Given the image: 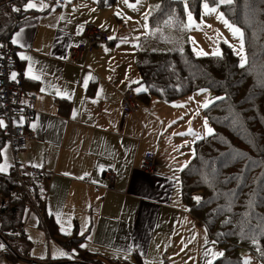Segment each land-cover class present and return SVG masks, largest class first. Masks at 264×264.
I'll list each match as a JSON object with an SVG mask.
<instances>
[{
	"label": "crops",
	"instance_id": "obj_1",
	"mask_svg": "<svg viewBox=\"0 0 264 264\" xmlns=\"http://www.w3.org/2000/svg\"><path fill=\"white\" fill-rule=\"evenodd\" d=\"M51 8L41 15L34 13L35 17L24 21L10 39L12 44L17 33L20 34L18 44L12 45L26 92L36 98L35 116L26 121L30 136H26L17 158H21L22 169H32L40 178H45L41 210L60 234L74 226L72 234L62 235L76 239L77 255L80 257L82 252L93 257L96 264H104L103 260L110 264H142L141 260L148 258L156 243L168 245L167 256L174 244L178 247L184 243H202L198 238L205 228L190 216L182 198V188H179L181 169L190 162L182 153L184 142L190 135L189 129L193 133L195 130L191 115L185 116L191 110L174 106L180 103L168 104L151 97V103L149 100L139 113L136 103L135 110L122 120L126 86L117 85L114 89L100 84L97 79L103 73L96 61L99 51L106 50L107 35L106 44L86 52L76 65L67 62L68 51L80 42L86 43L83 30L95 7L67 5L61 8L59 4L54 7L55 11ZM30 13L26 12L25 16ZM46 17H49L47 22L38 23ZM20 55L31 59L21 60ZM29 64L32 74L39 76L38 80L27 78ZM89 76L91 79L85 87L84 81ZM41 88L45 91L41 92ZM127 92L136 96L146 90L138 85ZM61 105L67 108L64 114ZM74 110L75 119L72 118ZM146 113L153 114V119L145 120L149 117ZM33 123L35 129L31 127ZM10 154L13 164L12 152ZM148 154L155 156V166L149 175L141 170ZM34 164L42 167H32ZM108 170L114 174L112 191L108 190L104 179ZM24 194L15 192L14 198L23 196L25 208L21 225L8 234L23 227L22 244H30L25 226L30 219H37L36 228L43 232L39 228L43 214L36 201L35 208L28 207ZM179 198L186 209L178 205ZM82 231L88 233L82 236ZM43 233L49 242H54ZM82 244L85 247H81ZM5 259L9 264L20 261H10L7 256ZM57 264L79 263L73 260Z\"/></svg>",
	"mask_w": 264,
	"mask_h": 264
},
{
	"label": "trees",
	"instance_id": "obj_2",
	"mask_svg": "<svg viewBox=\"0 0 264 264\" xmlns=\"http://www.w3.org/2000/svg\"><path fill=\"white\" fill-rule=\"evenodd\" d=\"M203 1L209 6L218 4L217 0ZM27 2L0 0V41L10 40L21 27ZM201 2L190 0L195 16ZM173 5L170 0H161V8L149 19L150 34L135 53L138 85L146 90L135 96L136 101L147 105L154 97L171 104L200 90L212 94L213 101L204 116L214 131L194 143V158L181 169L182 198L192 219L223 251L214 264H243L240 249L264 264V0H233L230 5H220L224 18L243 33L247 55L243 68L226 48L219 57L195 58L182 42L186 33L178 12L171 13ZM23 88L27 91L24 83ZM61 108L64 114L67 108ZM2 137L0 128V148L4 144ZM225 156L231 157L228 162ZM44 179L24 180V185L34 190L43 214L39 228L49 240L60 242L62 248L76 243L78 249V241L57 232L56 225L41 210ZM15 192L21 193L13 172L0 174V242L6 246L7 259L25 261L30 245L22 244L24 237L8 234L21 225L25 208L23 196L14 198ZM196 192L203 195L199 202L191 198ZM79 255L97 263L82 252Z\"/></svg>",
	"mask_w": 264,
	"mask_h": 264
},
{
	"label": "rangeland",
	"instance_id": "obj_3",
	"mask_svg": "<svg viewBox=\"0 0 264 264\" xmlns=\"http://www.w3.org/2000/svg\"><path fill=\"white\" fill-rule=\"evenodd\" d=\"M170 1L174 4V8L171 12L172 15H175L177 14L176 12H178L182 19V30L184 31V33H186V37L184 38V40H182V42L188 45L189 51L195 56V58L219 57L213 55V53L219 51L222 54V48H226L233 52V54L238 59V65L240 64V57L236 54V51L239 50L240 41L236 37H234L232 32L218 19L219 14L222 13L220 8L221 4H217V6H209L210 8L215 7L216 12L206 14L203 8V4L205 2L202 0L198 15L195 16L190 9V0ZM35 2L38 3V0H35ZM45 3L48 5L49 0H45ZM130 3L135 4L136 0H130ZM67 5H81L86 8L95 7V10L91 11L87 23H89L90 25H94L98 31L103 33L105 36L107 35L108 37V43L105 47L107 51H103V49L100 50L98 59L96 61L97 66L103 73L102 75L97 76V79L100 80L99 83L106 84L107 86L109 85L114 89L117 87V85H119V87L126 86V92L134 88L137 83L133 82L139 81V76L135 67V48L138 42L148 38L150 34V16L156 10L161 8V0H140V3L136 4L135 9L129 8L127 5L123 4L122 0H71V3H68L67 0H62V2L60 3L61 8ZM49 8L51 7L48 6L43 10H25L26 12H31V15L25 16L22 21L27 22L28 20L33 19L35 17L34 13L41 15L45 12H48L47 10ZM117 12H119L121 14V17H123L124 19L118 18L116 16ZM189 12L193 17V22L195 25L191 28L184 27V25L188 24L187 17ZM146 13L148 15L145 19ZM49 17L41 20L39 19L38 23L43 24L47 22L49 20ZM127 17H131V20H127V22H125ZM166 23H168V21ZM101 25H103L104 27L102 28ZM145 25H147V27H145ZM209 25L211 27H208ZM109 37H115V39H109ZM225 41H227V43ZM229 45H232L234 47H230ZM100 48L101 47H98V49ZM95 49H97V47H95ZM244 55L247 58L245 47ZM197 93L194 92L191 95L180 98L178 99V101L174 102L175 104L180 103L179 105H184V107H181V109H184L185 111L187 110V108L191 110V113L185 114V116L191 115V125H195V130L194 133L191 132L192 134H190L184 142V145L186 146H184L182 150V153H184V156L186 157L184 159H190V162L194 158V139L197 138L200 141L209 136L207 130L204 127V121L206 120V116H204V110L206 108L202 107V105L204 103H208L209 105L213 101V96L208 90H206L205 92L198 91ZM151 100L149 104L151 103ZM137 103V112L139 113V109L145 108V104H143L139 100ZM153 114L156 115L155 112ZM153 114L150 115V113H146V115L149 117H146L145 120L150 121L151 119H153ZM207 126L212 129V127L208 123V120ZM213 131L214 130L212 129V133ZM1 148H6V160L5 157L0 156V164H4L5 162H7L9 164V167L6 173L0 174L7 175L10 171V168L12 167V158L10 154L11 152L9 151L6 143L3 144ZM230 158L231 157L225 156L224 160L226 159V162H228ZM20 159L21 158L19 157L18 161ZM179 188H182L181 184ZM198 196H200V198L203 197L201 193L196 192L193 196H191V198L194 199V197ZM178 201V205L180 204L182 208H185L184 205H182V201L180 200V198L178 199ZM36 224L37 219L32 218L30 219V222H28L25 226L26 239L30 243V246L28 247L30 250L28 251L29 254L28 258H26L25 260L26 262H33L35 264H49V262H55L53 264H57L59 262L65 263V261H67V263L73 262L74 260L79 264H96L88 260L85 261L77 255V252L75 251L77 249L76 243H72L69 248H62L59 243L56 244L54 242H49L46 239L45 234L36 228ZM73 228L74 226L71 229L68 228L60 232L62 234L65 232L72 234ZM83 233L87 234L88 231H85ZM205 233L206 230L203 229L201 237L198 238L202 243H184L179 244L178 247L177 244L172 245L170 247L168 256L166 254L168 251V245L156 243V248L153 249V247H151L148 253L149 259L147 257H144V259L141 260L142 264H205V261L208 258H212L213 261L220 259L221 256L213 257L212 253H223L222 249H220L216 245V243H212L213 241L209 240L207 237V233ZM205 241H207V243H205ZM208 249H211V252L209 253V256L206 257L205 252ZM60 252H64L67 255L60 256ZM73 252L75 253L74 255ZM4 253H6L5 247L3 249H0V264H9L5 259L6 255ZM54 254L56 255L55 259H53ZM239 255L243 261V264H245V262H248V264H260L256 257H253L252 254L248 253L244 249H240ZM122 259V261L127 262V259ZM103 262L104 264H110L106 263L104 260ZM17 264L27 263H25L24 261H19L17 262Z\"/></svg>",
	"mask_w": 264,
	"mask_h": 264
},
{
	"label": "built area",
	"instance_id": "obj_4",
	"mask_svg": "<svg viewBox=\"0 0 264 264\" xmlns=\"http://www.w3.org/2000/svg\"><path fill=\"white\" fill-rule=\"evenodd\" d=\"M60 3H56V0H49L48 5L50 7H56ZM12 10V7H10ZM14 19L17 18L15 14ZM83 40L86 43L80 42L77 46L71 48L68 51L67 62L69 65H76L82 56L86 52H91L94 47L106 44V36L98 31L94 25L86 24L82 34ZM0 45L4 47L0 48V55L4 58L0 59V120H3L7 127H3V139L12 152L13 164L12 172L15 180L19 184V189L27 198L28 207L35 208V192L32 187H26L24 180L31 178H40L38 172L32 169H22L19 161L18 154L24 147L26 136H30L27 132L26 121L32 119L35 116L34 104L36 101L35 95L28 94L23 88V77L18 69V62L16 60V50L13 48L9 38L0 41ZM17 73L16 80H11V73ZM122 120L129 117V115L135 110L136 98L132 92H125L122 101ZM23 118L22 124L18 125L16 121H20ZM155 166L154 154H148L145 156L142 164V171L144 174H151ZM104 179L107 183L109 191L113 190L114 186V174L108 170L104 173ZM192 194L191 196H193ZM12 232H10L11 234ZM20 236L23 235V227L19 228L16 233Z\"/></svg>",
	"mask_w": 264,
	"mask_h": 264
},
{
	"label": "snow or ice",
	"instance_id": "obj_5",
	"mask_svg": "<svg viewBox=\"0 0 264 264\" xmlns=\"http://www.w3.org/2000/svg\"><path fill=\"white\" fill-rule=\"evenodd\" d=\"M61 2H62V0H56V3H61ZM67 2H68V3H71V0H67ZM122 3L125 4V5H127L129 8L135 9L136 4H139V3H140V0H136V3H135V4H134V3H130V0H122ZM217 3H218V4H221V5H223V4H228V5H230V4L233 3V0H217ZM46 7H48V5L45 3V0H38V3L35 2V0H28V2H27L26 5H25V10H32V9L43 10V9L46 8ZM157 7H158V6H157ZM203 8H204L206 14H210V13H215V12H216V8H215V7L210 8V7H209V4H208L207 2H205V3L203 4ZM51 10H52V11H55V8H52ZM94 10H95V9H93V11H94ZM13 11H20V9H16V8H14ZM147 15H148V14L146 13V14H145V19L147 18ZM116 16H117L118 18L124 19L123 17H121V14H120L119 12L116 13ZM60 19L63 20L64 17L61 16ZM187 19H188V24H187V25H184V27H187V28L194 27L195 25H194V22H193V17H192V15H191L190 12L188 13V17H187ZM218 19H219V20H220V21H221V22H222V23H223V24H224V25H225V26H226V27L232 32L233 36L236 37V38L240 41L239 50L236 51V54L240 57V64H239V67H241V68L245 67V64L247 63V58H246V56L244 55L243 33L240 31L239 28H237V27H235L234 25H232L231 23H229V21L226 20V19L224 18V15H223L222 13L219 14ZM127 20H131V17H127L126 20H125V22H127ZM101 27L103 28L104 26L101 25ZM145 27H147V25H145ZM208 27H211V26L209 25ZM78 34H79V32H78ZM19 35H20V34L17 33V39H13V40H12V44H14V45H15V44H18V42H19V40H18ZM109 39H115V37H109ZM122 42H126V41H122ZM225 42L227 43V41H225ZM229 46H230V47H234V46H232V45H229ZM2 47H4V46H3V45H0V48H2ZM106 51H107V49H106ZM200 54H202V53H200ZM213 55L220 56L221 53H220L219 51H216V52L213 53ZM3 58H4V57H3L2 55H0V59H3ZM19 58H20L21 60H30V59H31L30 57L23 56V55H20ZM32 72H33L32 65L29 64V67H28V69H27V78L32 79V80H38V79H39V76H37V75H33ZM17 75H18V74L15 73V72L11 73V76H10L11 80L15 81ZM88 79H91V77L89 76V77L84 81V86H85V87H87ZM133 83H138V82H135V81H134ZM43 91H45V89L41 88V92H43ZM200 91L203 92V91H205V90H200ZM197 94H200V93H197ZM190 99H192V98H190ZM217 99H223V98H222V97H218ZM93 103H95V101H93ZM174 106L184 107V105H174ZM208 106H209L208 103H204V104L202 105V107H204V108H207ZM197 114H198V113H197ZM75 116H76V113H75V110H74V111H73V116H72V118L75 119ZM181 119H183V117H181ZM22 121H23V118H20V121H16V123H17L18 125H21V124H22ZM173 123H175V122H173ZM3 127H7V125L5 124V122H4L3 120H0V128H3ZM31 127H32L33 129H35V128H36V124L33 123V124L31 125ZM169 127H171V124L169 125ZM204 127H205V129L207 130V133H208L209 135H211V134H212V129L209 128V127L207 126V120L204 121ZM188 134H191V129H189V133H188ZM180 135H184V134L181 133ZM0 156L5 157V160H6V148H0ZM8 167H9V164H8L7 162H5L4 164H0V173H6ZM32 167H42V165L34 164V165H32ZM80 179H83V177H80ZM194 199H195L197 202H199V200H200L201 198H199V197H194ZM65 234L67 235V234H70V233L65 232ZM10 235H11V234H10ZM80 235H82V236L84 235L83 231L80 233ZM90 238H91V237H88V239H90ZM252 239H253L254 242L256 241V238H255V237H252ZM205 243H207V241H205ZM212 243H216V242L213 241ZM4 247H5L4 244L0 243V249H3ZM81 247H85V245L82 244ZM210 252H211V249H208V250L205 252V256L208 257ZM74 254H75V253L73 252V255H74ZM59 255H60V256H65V255H67V254L64 253V252H60ZM212 256H213V257L223 256V253H212ZM55 258H56V255L54 254V255H53V259H55ZM205 264H214V261H213L212 258H208V259H206ZM245 264H248V262H245Z\"/></svg>",
	"mask_w": 264,
	"mask_h": 264
}]
</instances>
